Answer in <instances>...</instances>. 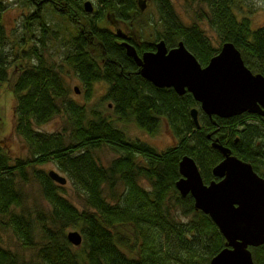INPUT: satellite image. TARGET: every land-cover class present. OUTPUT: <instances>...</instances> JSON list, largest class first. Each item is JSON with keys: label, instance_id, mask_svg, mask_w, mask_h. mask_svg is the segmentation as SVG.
Segmentation results:
<instances>
[{"label": "trees", "instance_id": "16d2710c", "mask_svg": "<svg viewBox=\"0 0 264 264\" xmlns=\"http://www.w3.org/2000/svg\"><path fill=\"white\" fill-rule=\"evenodd\" d=\"M24 1L32 11L24 15L21 34L8 48L11 35L1 20L5 6L0 0V86L8 84L13 93V131L30 153L13 157L0 144V225L32 249L34 257L21 259L1 243L0 233V264H209L225 239L209 215L195 209L193 197L176 189L179 161L190 155L209 182L215 178L213 166L222 159L211 145L217 139L264 178V116L243 112L209 117L190 92L179 95L171 87L154 86L140 75L116 30L105 26L109 19L123 21L138 54L153 50L160 39L168 48L182 41L203 66L229 41L252 72L264 75V25L252 28L236 0H187L200 7L192 21L180 16L172 0H145L154 8L155 20L141 17L138 0H97L90 12L84 9L86 0ZM45 6L70 26L62 62L81 80L87 97L94 82L106 83L102 100L112 106L113 116L95 106L87 110L70 98L63 75L68 70L44 58L42 49L58 35L46 21ZM202 22L216 34L217 45ZM148 26L152 40L144 35ZM12 64L17 66L14 76ZM192 107L198 108L199 127L190 115ZM59 114L67 117V132L37 128ZM162 120L175 143L160 151L146 141L128 139L115 125L133 123L154 135ZM104 145L118 152L107 165L94 155ZM49 161L67 174L79 206L65 196V183L38 167ZM34 182L46 205L35 201L31 213L25 206V186ZM69 227L81 234L79 245L67 239ZM119 228L134 231L136 254L123 250L127 239ZM250 250L255 263L264 264V244Z\"/></svg>", "mask_w": 264, "mask_h": 264}, {"label": "water", "instance_id": "95a60500", "mask_svg": "<svg viewBox=\"0 0 264 264\" xmlns=\"http://www.w3.org/2000/svg\"><path fill=\"white\" fill-rule=\"evenodd\" d=\"M138 4L143 11L145 0H138ZM83 5L86 11H92L90 0ZM116 33L126 36L121 28ZM121 45L143 78L156 87H171L179 95L190 92L209 117L229 118L243 112L264 116V75L245 65L232 42L222 43L204 66L182 41L168 48L160 39L154 43V50L141 55L126 40ZM190 115L199 127L198 108L192 107ZM211 145L222 155L212 168L215 178L204 182L195 160L183 155L176 189L182 196L189 193L193 197L195 209L208 214L225 239L209 264H256L250 247L264 244V178L217 139ZM48 175L59 184L66 182L57 171L49 170ZM67 239L79 245L82 236L77 230H70Z\"/></svg>", "mask_w": 264, "mask_h": 264}, {"label": "rangeland", "instance_id": "374dc122", "mask_svg": "<svg viewBox=\"0 0 264 264\" xmlns=\"http://www.w3.org/2000/svg\"><path fill=\"white\" fill-rule=\"evenodd\" d=\"M238 4V9L245 15L250 17L252 28H256L258 26L264 25V9L262 6L261 0H236ZM5 9L2 12L1 20L3 26L7 32V34L11 35V39L8 42V48H10L11 43L14 37H17L21 34L22 29V21L25 14H28L32 11L31 6H27L24 0H3ZM95 3V0H93ZM176 11L182 16L185 20L192 21L195 13L199 11V5L195 2H189L187 0H172ZM43 11L45 12L46 21L51 25L53 30H57V37L51 38L44 49H42V54L48 63H62L63 69H67V73L65 72L64 79L66 84L69 87V97L74 99L77 103L85 105L87 110H90L92 106L102 110V112L108 116L112 115V106L107 105L108 102L102 100L106 92V83L103 81L94 82L91 85V93L90 96H86V88L81 82V80L74 73L72 68L65 63L62 62V58L66 51L65 45V37L70 30V26L66 20H64L60 15L53 13L50 9L45 6L43 7ZM155 20L157 18V14L154 11L152 5L146 6L141 17L144 20H148V17ZM148 16V17H147ZM147 18V19H146ZM111 19L107 21V25H109ZM202 27L205 29V32L208 36L211 37L212 42L214 44H218L216 34L208 27V25L204 22L201 23ZM36 28V25L34 26ZM117 28H120L117 26ZM158 28V26H157ZM36 31V29H35ZM12 33L14 35H12ZM149 33H154L153 28L148 26L147 30L144 32L145 37L151 40L153 36L149 35ZM136 37L137 35L134 34ZM32 61L35 58H31ZM11 76L16 75L17 66L12 64L11 68ZM77 89V91L75 90ZM15 100L13 97V93L11 92L8 84H3L0 86V116H1V124H0V144L3 145L4 148L10 153L11 156L16 157H26L30 155L27 144L23 141L21 137L16 135L13 131V106ZM67 117L64 114H59L55 116L52 120L41 124L37 128L41 131L45 132H58L65 130L66 132L69 130L68 123L66 122ZM115 125L119 128H122L128 139H140L148 142L151 146L156 148L157 150H163L175 143L173 135L169 130L168 125L164 120H162L159 131L150 135L144 130L140 129L133 123H122L120 121H116ZM95 157L104 165H107L114 157L118 156V152L110 145H104L94 151ZM40 169H43L44 172L48 173L49 170L57 171L59 174L63 175L67 179V174L62 172L56 162L49 161L40 166ZM65 196L72 201L73 203L80 205V198L76 194L70 180H67L63 185ZM27 198L25 199L26 208L32 213L33 203L36 201L42 205H46V201L42 198L38 184L36 182L27 184L25 186ZM14 208V211L19 210ZM6 220L4 216L2 218ZM68 230H77L75 228L69 227ZM67 230V231H68ZM119 230L124 234L126 240V245L123 246V250L128 254H136L138 250V242L139 239L136 237L134 231L131 228H119ZM0 233H1V243L9 247L11 250L16 252V254L22 259H28L34 257V251L32 249L24 248L18 238L12 233V231L8 228L2 227L0 225Z\"/></svg>", "mask_w": 264, "mask_h": 264}, {"label": "flooded vegetation", "instance_id": "af4514ba", "mask_svg": "<svg viewBox=\"0 0 264 264\" xmlns=\"http://www.w3.org/2000/svg\"><path fill=\"white\" fill-rule=\"evenodd\" d=\"M41 1H43V0H41ZM40 1V2H41ZM54 2V0H45V3H53ZM91 2H92V4H93V10L95 11L96 10V5H97V0H95V3L93 2V0H91ZM102 4H100V6H101ZM100 23V22H99ZM104 24V26H105V22H103ZM84 25V24H83ZM117 26L118 27H120L122 30H123V32L124 33H126V36H120V35H117V36H119V38H120V41L122 42L123 40H126L127 42H129L130 40V36H128V30H127V26H126V24L123 22V21H118L117 19H114V21H110V23H109V25L108 26H105V27H108L110 30H116L117 29ZM130 43V42H129ZM137 43H141V40L140 39H137ZM135 46V45H134ZM136 47V46H135ZM154 50V49H153ZM144 51V50H143ZM141 53H142V51L140 52V54L139 55H141ZM261 116V115H260Z\"/></svg>", "mask_w": 264, "mask_h": 264}]
</instances>
